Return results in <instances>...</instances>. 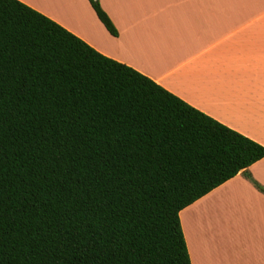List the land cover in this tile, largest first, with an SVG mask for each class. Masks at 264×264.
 <instances>
[{"label":"trees","instance_id":"obj_1","mask_svg":"<svg viewBox=\"0 0 264 264\" xmlns=\"http://www.w3.org/2000/svg\"><path fill=\"white\" fill-rule=\"evenodd\" d=\"M263 157L41 12L0 0V264H191L179 211Z\"/></svg>","mask_w":264,"mask_h":264},{"label":"crops","instance_id":"obj_2","mask_svg":"<svg viewBox=\"0 0 264 264\" xmlns=\"http://www.w3.org/2000/svg\"><path fill=\"white\" fill-rule=\"evenodd\" d=\"M264 146V0H19ZM264 157L179 211L191 264H264Z\"/></svg>","mask_w":264,"mask_h":264}]
</instances>
